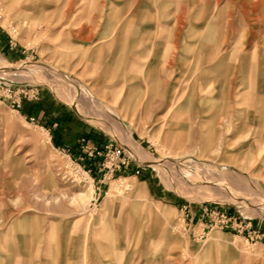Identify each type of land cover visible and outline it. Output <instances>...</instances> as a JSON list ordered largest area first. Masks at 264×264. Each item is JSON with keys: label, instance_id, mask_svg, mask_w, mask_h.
I'll use <instances>...</instances> for the list:
<instances>
[{"label": "rangeland", "instance_id": "374dc122", "mask_svg": "<svg viewBox=\"0 0 264 264\" xmlns=\"http://www.w3.org/2000/svg\"><path fill=\"white\" fill-rule=\"evenodd\" d=\"M0 264H264V0H0Z\"/></svg>", "mask_w": 264, "mask_h": 264}, {"label": "built area", "instance_id": "2783aa9c", "mask_svg": "<svg viewBox=\"0 0 264 264\" xmlns=\"http://www.w3.org/2000/svg\"><path fill=\"white\" fill-rule=\"evenodd\" d=\"M115 156H116L117 158L120 159V158H122L123 155H122V152H121V151H117V152L115 153ZM122 159H123L122 162L125 163V161H124V157H123ZM136 173H139V171H137Z\"/></svg>", "mask_w": 264, "mask_h": 264}]
</instances>
